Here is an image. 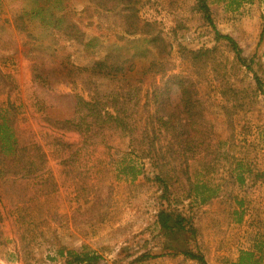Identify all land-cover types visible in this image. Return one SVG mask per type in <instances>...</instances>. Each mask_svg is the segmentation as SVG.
<instances>
[{"label":"rangeland","instance_id":"374dc122","mask_svg":"<svg viewBox=\"0 0 264 264\" xmlns=\"http://www.w3.org/2000/svg\"><path fill=\"white\" fill-rule=\"evenodd\" d=\"M43 1L56 11L65 8L85 35L97 37L99 45L83 50L78 43L56 36L55 50L47 49L51 36L29 13L23 20L30 34L21 31L16 16ZM205 1L215 29L233 38L241 55L252 60V71L231 66L232 48L225 40H215L197 0H145L138 13L155 20L170 42L167 67L192 73L213 128L211 142L222 153L214 155L216 162L213 156L202 155L190 160L192 180L209 185L225 181L204 203L182 200L179 207L191 216L196 229L184 245L202 253L208 264H231L240 250L252 247V240H261L264 246V93L255 90L254 79L255 72L264 82V0ZM1 5L0 72L5 76L0 82V108L11 106L20 144H38L46 153L44 173L49 178L40 184L22 176L0 178V264H63L59 247L80 250L84 245L100 255L99 264H128L145 251L162 255L134 264H199L163 248L164 236L154 223L157 186L142 175L135 181L117 175L116 165L128 151L124 133L107 129L93 143H79L80 152L71 159L88 172L84 182L98 187L102 198L98 208L89 207L78 181L63 171L61 162L67 152L54 143L59 137L72 142L80 138L59 125L75 118L79 96L89 97L83 73L77 74L73 66L89 65L104 49L116 46L118 51L134 52L140 45L127 41L133 36L126 32L125 8L106 10L92 0H1ZM183 47L216 49L210 57L199 55L191 67V55ZM134 62L140 71L147 61L135 58ZM94 81L98 89L106 90V81ZM222 83L238 88L242 108L226 100ZM178 95L175 90L172 97ZM232 156L242 158L252 169L242 184L228 179ZM102 211L101 219L90 218Z\"/></svg>","mask_w":264,"mask_h":264},{"label":"trees","instance_id":"16d2710c","mask_svg":"<svg viewBox=\"0 0 264 264\" xmlns=\"http://www.w3.org/2000/svg\"><path fill=\"white\" fill-rule=\"evenodd\" d=\"M92 1L106 10L124 7L126 32L133 36L127 41L140 45L136 46L134 52H121L116 46L104 49L102 56L94 59L89 65L73 66L72 69L77 74L83 73L82 83L88 90L89 97L77 98L75 118L59 121L62 129L75 131L80 137L77 142L60 137L54 140L55 145L67 152L61 162L63 171L78 181L84 200L90 201L89 207L98 208L102 199L97 193L98 187L93 183L84 182L88 172L76 167L71 159L79 154V143L91 144L103 131L119 129L129 141L128 151L116 165L117 175L129 176L131 181L142 175L145 181H151L160 190L154 223L164 236L163 248L167 253L182 254L199 264H208L202 253L184 245L189 235L196 234V229L191 216L179 207L185 198H193L198 203L208 201L220 191L222 182L225 181L222 179V182L209 185L208 181L192 180L190 175L191 159L198 155L213 156L216 162L214 155L220 154V150L210 139L213 128L206 119L205 103L197 89L196 80L190 71L173 72L167 67L171 44L162 30L157 28L155 20L139 15L138 9L145 0ZM197 7L214 29L215 40H225L232 48L234 58L231 66L239 65L252 71V60L241 55V48L233 38L215 29L206 1L197 0ZM2 11L0 0V15ZM27 13L38 18L43 31L51 36L47 49L55 50L56 36H63L68 42L78 43L83 50L99 45L96 42L97 37L85 35L65 8L56 11L46 6L43 1L28 12L24 10L16 16V20H19L18 28L26 32L28 31L23 17ZM183 49L191 55L189 60L192 67L199 55L210 57L215 53L216 47ZM135 58H145L147 61L140 71L136 69ZM214 58L215 55L212 56V59ZM4 76L0 72V82ZM95 78L108 83L106 90L96 87ZM254 79L255 90L264 93V82L255 72ZM175 90L179 93L177 98L172 97ZM221 93L225 95L226 100L232 101L234 107L242 108L244 101L238 88L222 83ZM11 109V106L0 108V178L22 176L36 179L38 184L46 182L49 178L44 173L46 153L38 144L19 143L14 130L15 115ZM228 120L231 126L229 117ZM223 156L228 157L226 154ZM210 168L214 169V164H210ZM228 168L227 176L232 183L242 184L246 174L252 172L245 160L234 159L233 156ZM238 203L241 206V201ZM103 214V211L97 212L91 214L90 218L101 219ZM240 219L241 216L238 220ZM252 241V247L240 250L237 259L231 264H261L264 259L261 252L264 246L261 240ZM57 254L63 257V264H99L100 259L97 252L85 245L80 250L59 247ZM160 255L162 253L145 251L128 264Z\"/></svg>","mask_w":264,"mask_h":264}]
</instances>
